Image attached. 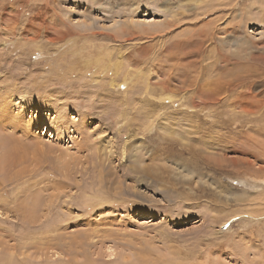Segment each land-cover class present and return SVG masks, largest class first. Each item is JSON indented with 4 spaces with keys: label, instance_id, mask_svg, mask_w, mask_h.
Segmentation results:
<instances>
[{
    "label": "rangeland",
    "instance_id": "374dc122",
    "mask_svg": "<svg viewBox=\"0 0 264 264\" xmlns=\"http://www.w3.org/2000/svg\"><path fill=\"white\" fill-rule=\"evenodd\" d=\"M3 110L0 264H264V0H0Z\"/></svg>",
    "mask_w": 264,
    "mask_h": 264
},
{
    "label": "bare ground",
    "instance_id": "6f19581e",
    "mask_svg": "<svg viewBox=\"0 0 264 264\" xmlns=\"http://www.w3.org/2000/svg\"><path fill=\"white\" fill-rule=\"evenodd\" d=\"M233 9H234V5L232 4V6H231ZM245 7V6H244ZM232 9V10H233ZM262 9V8H261ZM235 10V9H234ZM243 10V9H242ZM242 10H240V14H238V16H239V18H238V21H237V25L238 26H242V24L244 23V19H250V16L247 14L246 15V17L244 16V11H242ZM263 11V10H262ZM208 12V11H207ZM236 18H237V15H236ZM252 20V19H251ZM209 24V23H208ZM236 24V23H235ZM206 25V24H205ZM199 28V27H198ZM135 29V28H134ZM212 29V28H211ZM210 29V30H211ZM121 30H123L124 31V29H121ZM205 30V29H204ZM140 32V31H139ZM199 32V31H198ZM206 32V31H205ZM211 32V31H210ZM125 35H128V34H130L131 33V31H129V30H126L125 31ZM202 35V34H201ZM117 36V35H116ZM129 36V35H128ZM198 36V35H197ZM217 37V36H216ZM117 38V37H116ZM125 39H127V38H125ZM203 39V38H202ZM212 39V38H211ZM218 39V38H217ZM117 40V39H116ZM220 40V39H219ZM203 41H204V39H203ZM242 41V40H241ZM185 43V42H184ZM177 45H179V44H177ZM199 47H201V46H199ZM202 47H203V45H202ZM163 50V49H162ZM144 51H145V49H144ZM197 51H199V50H197ZM214 51H216V50H214ZM218 51V50H217ZM217 54H218V52H217ZM165 55V54H164ZM167 55V54H166ZM165 55V56H166ZM169 55V54H168ZM231 55V54H230ZM165 56H163V57H165ZM218 56V55H217ZM233 56V55H232ZM131 57V56H130ZM167 57V56H166ZM165 57V58H166ZM172 57H174L173 55H171V56H169V59H171ZM175 57L177 58V56L175 55ZM177 62H179L178 60H176ZM227 62H228V60H226L225 58L223 59V57L221 58L220 56H218V58L217 59H215V63H218V64H221L222 66H223V64H225V65H227ZM180 63V62H179ZM175 64V63H174ZM173 67V66H172ZM231 67V66H230ZM231 69V68H230ZM234 69V68H233ZM232 69V70H233ZM172 70V69H171ZM161 72V71H160ZM185 72H188L187 70H183V72H182V75H185L186 73ZM189 72L192 74V71L191 70H189ZM161 73H165V72H161ZM169 73V72H168ZM229 73V72H228ZM167 73H165L164 75L165 76H167L166 75ZM169 74H171V73H169ZM163 75V76H164ZM224 75V74H223ZM162 76V75H161ZM193 77H197L196 75H192ZM208 76V75H207ZM220 77V76H219ZM230 77V76H229ZM234 77H235V79H234V83L235 82H237V81H240V76H239V74H237V73H234ZM163 78H165V77H163ZM180 78H182V77H180ZM168 79V78H167ZM169 80V79H168ZM113 80L111 79V80H109V83L107 84V86H110V87H108L109 89L111 88V90H113L115 87H118V84H113V82H112ZM165 82H166V80H164ZM163 81V82H164ZM103 83V82H102ZM122 83H126L125 82V80L122 82ZM193 83V84H192ZM105 84V83H104ZM162 84V83H161ZM190 84H192L191 86H195V84H196V80H194V78H192L191 80H190ZM98 85H99V83H98ZM163 85V84H162ZM197 85V84H196ZM196 87V86H195ZM118 92V91H117ZM205 94V93H204ZM207 95V94H206ZM202 92H200L199 94H197V92H195V95H194V98H202ZM217 96V95H216ZM213 97H215V95L213 96ZM21 98V97H20ZM216 98V97H215ZM40 100H43V101H45L46 102V100L47 99H42L41 97L39 98ZM211 99H213V98H211ZM201 100V99H200ZM218 100V99H217ZM6 103V102H5ZM4 103V104H5ZM3 104V105H4ZM2 105V106H3ZM6 107H8L6 104H5V109H6ZM7 110V109H6ZM6 110H3L1 113H0V124L1 123H3L2 121L5 119V116H7L6 115ZM150 110V109H149ZM18 115V114H17ZM61 116V115H60ZM62 119H64V118H62ZM66 118L63 120V122L61 123V125H65L66 123ZM123 133V132H122ZM118 135V134H117ZM137 135H136V132H129L127 135H126V138H125V145H123V150H125L127 147V144H129V143H131L132 142V140L136 137ZM117 138V137H116ZM136 141V140H135ZM139 141H141L140 139H139ZM137 142H138V140H137ZM136 143V142H135ZM134 144V143H133ZM132 144V145H133ZM118 145V144H117ZM96 147V146H95ZM98 148V147H97ZM2 149V148H1ZM114 153V152H113ZM98 157V156H97ZM93 159H95V158H93ZM154 159V158H153ZM219 161H221V160H219ZM94 163H96L95 164V166L94 167H96V165L98 164V162H94ZM217 164V163H216ZM219 164V163H218ZM100 166H102L101 164H99ZM100 168V167H99ZM102 168V167H101ZM98 172H100V171H98ZM100 174V173H99ZM101 177V176H100ZM98 180H100L101 181V183H100V181H99V183L100 184H98V186L99 187H101V186H104L105 185V181H103L102 179H98ZM68 185V184H67ZM58 186V185H57ZM32 206H33V204H32ZM31 206V207H32ZM35 207H33L32 209H31V212H29L28 214H29V216H28V221L29 222H33L34 221V212H35ZM26 211V210H25ZM36 216V215H35ZM40 219V218H39ZM58 224V223H57ZM65 226V225H64ZM58 226L56 225H53L51 228H49V227H45V231L44 232H47V231H49L48 232V237H52L53 239L54 238H58V237H61V236H63V235H61L60 236V234H57V228ZM60 227V226H59ZM63 238V237H62ZM59 239V238H58ZM67 250V249H66ZM49 263V262H48ZM6 264H16V263H14L13 261H10V262H7Z\"/></svg>",
    "mask_w": 264,
    "mask_h": 264
}]
</instances>
